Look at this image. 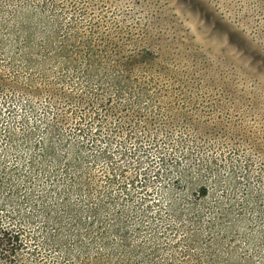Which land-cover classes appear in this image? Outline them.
I'll list each match as a JSON object with an SVG mask.
<instances>
[{"label": "rangeland", "instance_id": "obj_1", "mask_svg": "<svg viewBox=\"0 0 264 264\" xmlns=\"http://www.w3.org/2000/svg\"><path fill=\"white\" fill-rule=\"evenodd\" d=\"M65 1L0 0V264H264V102L187 100L186 129L152 133L47 99L46 77L116 72L91 25L136 31Z\"/></svg>", "mask_w": 264, "mask_h": 264}, {"label": "trees", "instance_id": "obj_2", "mask_svg": "<svg viewBox=\"0 0 264 264\" xmlns=\"http://www.w3.org/2000/svg\"><path fill=\"white\" fill-rule=\"evenodd\" d=\"M61 5L122 11L136 31L125 26L96 32L99 24L91 25L93 34H82V45L92 59L99 55L116 72L85 75L77 89L62 77H46L41 90L49 100L97 107L104 123H135L152 133L186 129L191 119L179 105L187 100L264 102V0H80ZM209 165L210 172L214 164ZM202 188L200 198L208 194ZM7 233L0 236V255L15 259L18 236Z\"/></svg>", "mask_w": 264, "mask_h": 264}]
</instances>
